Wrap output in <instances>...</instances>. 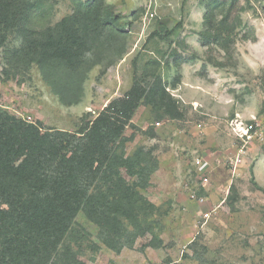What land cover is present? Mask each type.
<instances>
[{
  "label": "rangeland",
  "instance_id": "374dc122",
  "mask_svg": "<svg viewBox=\"0 0 264 264\" xmlns=\"http://www.w3.org/2000/svg\"><path fill=\"white\" fill-rule=\"evenodd\" d=\"M37 1L29 28L38 32L76 9L72 0ZM105 3L122 30L111 28L78 74L16 59L18 34L0 50V106L47 128L77 131L146 68L187 113L178 122L138 109L126 152L143 148L158 159L141 192L159 208L153 230L116 253L80 212L73 228L99 247L91 252L79 241L82 257L87 264H264V0ZM244 127L249 135L240 138Z\"/></svg>",
  "mask_w": 264,
  "mask_h": 264
},
{
  "label": "trees",
  "instance_id": "16d2710c",
  "mask_svg": "<svg viewBox=\"0 0 264 264\" xmlns=\"http://www.w3.org/2000/svg\"><path fill=\"white\" fill-rule=\"evenodd\" d=\"M72 1V14L38 32L29 24L41 2L0 0V50L18 34L23 45L16 59L78 74L108 31L122 27L106 0ZM141 106L157 120L179 122L187 114L149 68L136 72L124 95L74 132L24 120L0 106V264H87L79 241L91 252L99 247L85 230L73 228L80 212L116 253L153 230L151 218L159 208L141 192L149 188L158 159L143 148L126 152L134 139L126 131Z\"/></svg>",
  "mask_w": 264,
  "mask_h": 264
},
{
  "label": "built area",
  "instance_id": "2783aa9c",
  "mask_svg": "<svg viewBox=\"0 0 264 264\" xmlns=\"http://www.w3.org/2000/svg\"><path fill=\"white\" fill-rule=\"evenodd\" d=\"M158 125H160L159 123H158ZM235 130V132H237V130L236 129H233V131ZM243 133H238L237 132V134H238V136L240 137V138H244L245 136H247V135H249V129L248 128H243Z\"/></svg>",
  "mask_w": 264,
  "mask_h": 264
}]
</instances>
